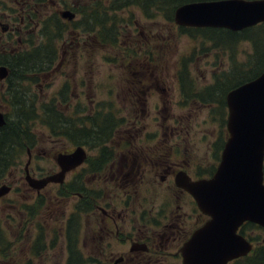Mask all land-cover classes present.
<instances>
[{
	"label": "flooded vegetation",
	"instance_id": "1",
	"mask_svg": "<svg viewBox=\"0 0 264 264\" xmlns=\"http://www.w3.org/2000/svg\"><path fill=\"white\" fill-rule=\"evenodd\" d=\"M30 1L0 0V5L7 3L6 9L0 7V68L7 71V76L0 80V101L7 99L4 93L9 62L17 60L19 54L40 52L42 68L32 85L40 97L45 79L63 69L68 71V66L72 68L71 63L81 60L86 51L78 42L74 46L72 42L58 46L65 33L72 35L74 25L88 33L89 15H76L72 8L69 11L72 10L75 20L68 21L60 16L68 10L66 7L41 20L44 0ZM56 2L65 7L63 0ZM47 38L53 40L54 49ZM53 50V56L45 57ZM42 60L49 64H42ZM136 60L141 62L142 58ZM148 61L144 69L142 64L135 63L133 79L123 83L120 79L103 80L107 102L98 101L99 91L91 93L84 81L71 84L69 90L67 84H61L56 94L49 97L62 99L61 94H65L67 135L49 132L55 148L50 168L42 172L28 167V174L35 180L55 175L56 181L33 190L23 180L26 190L10 189L5 195L14 192L13 199L0 196L5 204L19 203L18 214H23L24 219L27 212H33L32 238L27 239L29 229L24 228L25 222L15 230L21 232L19 240L32 243L34 259L46 256L52 264H183L185 243L208 217L186 191L176 186L175 180L185 175L197 181L214 173L227 136L225 95L229 90L223 94L221 105L205 98L189 104L186 98L193 95L200 99L199 92L203 91L186 89L189 82L197 80L180 78L178 73L183 69L176 67L178 62L173 78H164L156 58ZM203 82L206 87L219 81L211 77ZM173 83L178 85L182 104L170 101L169 93L175 95ZM123 92L128 93L124 95L127 102L120 107L117 98ZM196 106L201 113L206 111L204 122L215 124L216 136L208 144L206 157L201 159L197 155L192 158L194 149L186 145L182 133ZM29 154L30 166V151ZM69 155H75L74 161L81 160L60 178L63 160L59 156ZM181 209L192 215L185 216ZM186 219L191 221L189 226ZM3 241L0 237V245ZM109 244L123 250L116 255L106 249ZM1 252L5 255L8 246H1Z\"/></svg>",
	"mask_w": 264,
	"mask_h": 264
},
{
	"label": "rangeland",
	"instance_id": "2",
	"mask_svg": "<svg viewBox=\"0 0 264 264\" xmlns=\"http://www.w3.org/2000/svg\"><path fill=\"white\" fill-rule=\"evenodd\" d=\"M26 1L29 3L30 0ZM63 1L65 7L57 3L56 0H44L41 5L43 11L41 20L55 14L58 9L61 11L66 7L68 10L73 8L76 15H82L83 12H87L89 6L88 2L91 3V1L93 3L107 5V0ZM6 4V2H3L0 7L6 9ZM30 4H32V1H30ZM75 4L76 7H74ZM106 9L107 7L105 6V9H103L105 10V15L101 14L98 21L103 23L108 30L111 29L113 40L111 42L102 43L101 39H97L95 31L100 28L99 26L97 29L88 33L84 32L80 27L73 30V32H71L72 35L67 36L65 33L63 37L64 41L58 47L66 46V44L71 42L74 46V44L78 42L80 47L86 48V51L81 60L71 63L72 68L68 66V71L63 69L61 73H55L51 78L45 79L41 88L42 94L38 97L42 103H47V101L52 100L49 97H51L52 94H56L58 91H56V89L59 85L62 84L61 86H63L67 84L69 90L71 84L81 81L89 84L91 93L96 94V91H99V96H97L98 101L107 102L105 99L107 95L105 94L106 88H104L103 80L120 79L123 83V80L133 79L132 72L135 63L142 64V68L144 69L147 65L146 63L149 62L148 59L152 57L156 58L158 69H163L162 73L164 78H173L172 74L175 72L176 67L180 66L185 73V77L197 80V82L193 80L194 84L189 82L186 89L194 88L196 90L203 89V80L210 79L213 73L228 72L230 66H233L231 64L232 62H235L238 67L246 62V60L248 63L247 56L251 53V47L246 41L239 42L236 47L232 46L233 48H230V51H222L226 48V46L223 45L213 49L210 42L201 38L199 33L195 34L191 32L187 34L179 32L180 29L178 30V27L172 21L166 20L161 13L153 14L151 17L147 18L143 16L139 8L134 6L122 8L114 12H107ZM99 11L102 12L101 9ZM77 19H79V17L76 16V20ZM134 24H136V26H134ZM138 31L141 34H138ZM108 35H106V37H108ZM146 52L151 53V55L146 54ZM139 57L142 58L141 62L136 60V58ZM229 57L232 58V61H229V59H231ZM176 62H178L179 65L174 67ZM247 63L242 64V70L249 67ZM66 74L67 76L65 78ZM123 88L125 90V87ZM173 90L175 95L169 93L170 101L174 100L178 104L184 103V100L180 102L178 98L179 89L178 85L176 86L175 83H173ZM34 91L37 92L35 87ZM126 94L128 93L123 92L118 95L117 101L120 107L127 102L124 100V95ZM171 96L173 98H171ZM186 100L189 104L193 100L202 101L201 99L195 98L193 95L190 98H186ZM2 103L3 101H0V110L6 113V109L2 107ZM74 106L76 107V104H74ZM55 107L58 111H62L64 114L66 113V105L63 103L59 104L58 98L56 99ZM200 109L199 106L193 108L194 112L186 119L187 126H183L184 129L182 132L185 136L186 145L194 149V151L191 152L192 158L197 155L198 159L206 157L208 144L216 136L213 134L215 124L204 122L206 111H202L201 113ZM121 110L123 111V108ZM184 112H188V109H185ZM32 129L33 146H31L32 148L30 147L32 156L29 169L31 171L41 170L42 172H46L50 168L53 149L55 151L54 144L52 143L54 141L51 139L52 136H50V133L46 130L45 125L36 122L32 125ZM59 147V145H56V148ZM19 159L20 161L18 164L10 167L8 170L4 182L11 187V191L16 192L26 190L22 184L23 166L26 161V155L22 154ZM37 173L38 172H35L34 174ZM15 195L14 192H10L5 195V197L7 199H13ZM179 203L183 204L184 202L180 200ZM4 204L3 200L0 199V237L4 240L0 248L1 246H8V252H6L5 255H3L2 252L0 253V264H52L46 256H42L41 260L34 259L35 250H33L32 243L30 241L24 243L19 240L21 232H18V229L15 230L20 223L25 222L24 228L29 229L27 239L32 238L35 221L33 212L31 214L27 212V217L24 219L22 218L23 214L21 216L18 214V208L16 206H18L19 203H17V205ZM155 204H158L157 200ZM181 210L185 216L189 217L192 215L187 209ZM81 221L82 218L80 219V223ZM185 224L189 226L191 221L186 219ZM247 229L245 234L253 240L252 245L254 247L264 245L263 230L259 228ZM45 233L46 227L44 229V234ZM106 249L116 255L123 250L116 244H109L106 246Z\"/></svg>",
	"mask_w": 264,
	"mask_h": 264
},
{
	"label": "water",
	"instance_id": "3",
	"mask_svg": "<svg viewBox=\"0 0 264 264\" xmlns=\"http://www.w3.org/2000/svg\"><path fill=\"white\" fill-rule=\"evenodd\" d=\"M71 20L73 13L61 12ZM173 23L188 28H219L239 32L264 24V0H209L189 2L173 11ZM7 71L0 68V80ZM227 137L219 163L208 179L191 181L179 175L175 184L194 200L199 211L208 219L185 243L183 264H227L246 256L251 243L240 235L238 228L245 222L264 229V70L254 79L230 89L225 95ZM5 124L0 112V127ZM80 150V149H79ZM79 151L75 152V155ZM75 155L59 156V177L76 161ZM28 159L23 166L24 180L34 190L55 175L35 180L28 174ZM9 191L0 186V196Z\"/></svg>",
	"mask_w": 264,
	"mask_h": 264
},
{
	"label": "trees",
	"instance_id": "4",
	"mask_svg": "<svg viewBox=\"0 0 264 264\" xmlns=\"http://www.w3.org/2000/svg\"><path fill=\"white\" fill-rule=\"evenodd\" d=\"M209 1V0H107V5L99 3H89L87 12L82 15H89L90 28L88 32L95 31L96 38L101 39L102 43L111 42L113 33L107 29L103 23L97 20V17L105 15V6L107 12H114L122 8L134 6L139 8L144 17H151L153 14L161 13L168 21H172L174 9L184 3ZM101 9L102 12L99 10ZM100 23V24H99ZM79 26L74 25L73 29ZM179 32L199 33L201 38L210 42L211 47L226 46L222 51L232 49L239 42L246 41L251 47V53L247 56L248 63L245 70L243 65L236 66L235 62L231 64L228 72L214 73V80L219 82L208 85L200 92V99H209L218 105L223 103V94L231 88L254 79L264 70V24H258L239 32H231L224 29H195V28H178ZM109 34V35H108ZM108 35V37H106ZM46 36V35H45ZM51 47L54 49L53 40L47 38ZM58 39V38H57ZM39 51L33 50L26 54H19L18 59L10 61L8 67L10 74L7 78L8 85L5 88L4 95L7 97L3 101L2 107L6 109L4 113L5 124L0 128V184L4 182L6 174L10 167L17 165L22 154L33 146V129L32 125L36 122L45 125L46 130L54 135H67L66 115L58 111L55 107L56 100L47 101V103L37 102V92L32 86L37 81V73L41 71V62L38 59ZM54 50L47 53V56H53ZM43 56V55H42ZM231 58V57H229ZM232 61V58L229 61ZM42 64H49L48 60H42ZM179 77L185 78L183 70L179 71ZM59 104L65 102V94H61ZM38 103V104H37ZM31 147V148H30ZM263 178H264V158H263ZM249 228V229H247ZM252 228H259L252 223H244L239 228V234L247 238L250 242L253 240L246 236L245 231ZM261 229V228H259ZM263 230V229H261ZM264 231V230H263ZM233 264H264V245L254 247L246 256L234 260Z\"/></svg>",
	"mask_w": 264,
	"mask_h": 264
},
{
	"label": "bare ground",
	"instance_id": "5",
	"mask_svg": "<svg viewBox=\"0 0 264 264\" xmlns=\"http://www.w3.org/2000/svg\"><path fill=\"white\" fill-rule=\"evenodd\" d=\"M64 11H69V10H64ZM62 11V12H64ZM71 12V11H70ZM72 13V12H71ZM195 29H202V28H195ZM211 29H219V28H211Z\"/></svg>",
	"mask_w": 264,
	"mask_h": 264
}]
</instances>
